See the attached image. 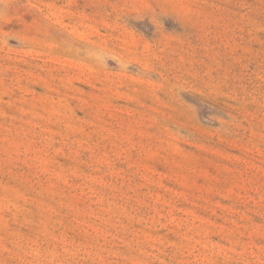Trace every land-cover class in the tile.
<instances>
[{
    "label": "rangeland",
    "instance_id": "obj_1",
    "mask_svg": "<svg viewBox=\"0 0 264 264\" xmlns=\"http://www.w3.org/2000/svg\"><path fill=\"white\" fill-rule=\"evenodd\" d=\"M0 264H264V0H0Z\"/></svg>",
    "mask_w": 264,
    "mask_h": 264
},
{
    "label": "clouds",
    "instance_id": "obj_2",
    "mask_svg": "<svg viewBox=\"0 0 264 264\" xmlns=\"http://www.w3.org/2000/svg\"><path fill=\"white\" fill-rule=\"evenodd\" d=\"M86 54L96 65L100 67H106L107 61L112 59V60H115L120 70L122 71L127 70V67H128L127 63L112 56L107 51H104L101 49H92V50H89Z\"/></svg>",
    "mask_w": 264,
    "mask_h": 264
}]
</instances>
